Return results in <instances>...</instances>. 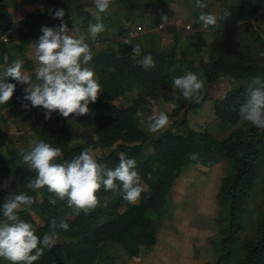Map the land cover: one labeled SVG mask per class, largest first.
<instances>
[{"label": "trees", "instance_id": "trees-1", "mask_svg": "<svg viewBox=\"0 0 264 264\" xmlns=\"http://www.w3.org/2000/svg\"><path fill=\"white\" fill-rule=\"evenodd\" d=\"M153 1L136 6L141 8ZM75 3L76 0H43L15 26L13 39L20 43L38 40L42 26L55 27L61 23L52 18L55 10L60 8L66 13L64 22L73 29L70 34L76 35V29L86 34L85 23L89 16L83 23H70L73 15L71 5ZM124 3L129 5L128 8L135 4L133 0H124ZM232 5L230 25L247 28L249 35L207 45L200 39L201 33L193 31L190 36L197 38L189 44L199 46L201 50V55L195 58L197 67L186 65L191 61L186 55L176 56L174 46L165 50L147 47L139 55H134L127 51L128 44L121 43L123 47L120 49L106 36L101 38L106 42L99 43L97 38L96 46L94 41L88 40L93 59L87 66L94 71L102 91L96 102L89 104L88 115L64 118L58 111L53 112L50 119H53L54 127L44 129L35 142L42 140L60 148L62 155L57 158V163L71 161L89 145L94 150L114 145L107 153L96 157L98 162L114 168L121 153L126 158L135 159L136 170L146 191L138 203L132 205L123 200L119 189L105 192L102 187L97 193L100 206L89 214L80 212L69 217L67 215L75 209L60 200L55 205L51 204L49 201L53 194L46 187L36 192L26 187L35 173L22 164L20 150L9 152L7 159L0 156V173L9 180L6 187L0 188V205L9 193L23 192L34 197L35 203L30 211L21 210L19 216L32 224L35 234L41 239L51 231L53 218L57 223L64 219L70 226L68 231L58 230L56 244L51 250H45L33 264H110L122 257L135 260L140 247L148 248L154 244L155 219L182 169L187 165L208 169L220 158L224 166L229 162L228 172L222 175L215 195L222 206L221 211L225 212L226 224L216 236L225 252L216 256L214 264H219L221 258L225 261L231 258L232 246L242 229V217L248 208L257 167L264 160V129L256 128L239 116V106L245 101L247 91L241 82L246 78L264 79V51L261 50L264 43L250 24L251 19L252 22L264 21V0H236ZM8 8V1L0 0V34L11 24ZM74 9L78 10V6ZM78 14L87 15L80 11ZM117 35H121V31ZM148 54L154 58L156 67L145 70L141 61ZM183 67L199 71L206 85H213L210 93L202 90L199 103L184 99L178 90L171 87L174 78L183 75ZM9 82L16 83L11 78ZM23 96L24 91L17 84L12 99L4 107L21 106L26 119L35 124L47 120V110L32 107L30 101L23 100ZM147 97H151L155 105L161 102L173 104L172 115L180 121L176 126H186L188 112L199 109L206 100L210 101L211 117L194 129L184 128L185 131L179 132L169 127L149 137L139 127V117L151 113ZM23 104L28 107H23ZM74 125L81 128L78 134ZM75 139L80 142H75ZM190 153H197L198 158L191 159ZM260 207L252 233L240 243L236 264H264V196ZM31 213L37 216V221ZM0 264L9 262L0 258Z\"/></svg>", "mask_w": 264, "mask_h": 264}, {"label": "clouds", "instance_id": "clouds-1", "mask_svg": "<svg viewBox=\"0 0 264 264\" xmlns=\"http://www.w3.org/2000/svg\"><path fill=\"white\" fill-rule=\"evenodd\" d=\"M111 3L112 0H93L96 23H89L86 34L76 29V35H71L73 29H69L64 22L65 10L56 9L52 18L60 20L61 23L55 27L42 26V35L31 43L33 58L37 65L35 79L27 71L22 70L23 60L14 59L9 64V56L4 54L5 67L0 71V105L9 103L16 85L20 84L26 85L23 89V100L30 101L32 107H43L47 110L45 119H50L55 111L64 118L88 115L89 104L95 103L102 91L95 79L94 71L87 67L93 59L88 40L96 41L106 30L101 22V14L109 10ZM195 6L202 9L207 7L203 0H196ZM48 11L51 12V9ZM230 15L231 13L225 9L224 17ZM199 21L207 28L215 26L218 18L212 13L201 12ZM168 24L169 18L166 15L162 16L160 27ZM126 43L131 44L127 41ZM140 52V45L135 44L132 54L139 55ZM141 63L145 70L156 67L155 60L150 54L145 55ZM9 78L16 83H10ZM171 87L178 90L184 99L199 103L204 81L195 73L188 72L174 78ZM146 99L151 106V115L147 117V129L153 134L160 133L168 125L169 117L165 112L157 110L151 97ZM23 107L27 108L28 105L23 104ZM239 116L241 120L256 128L264 129V79L255 77L251 80L245 101L239 106ZM61 155L60 148H55L42 140L34 142L27 150H20L22 164L35 173V177L29 180L26 187L34 192L46 187L47 191L53 194L49 201L53 205L60 200L66 202L69 208L75 209L77 214L80 212L89 214L100 206L97 193L102 187L105 192H115L119 189L123 200L132 205L137 204L142 193L146 191L136 170V160L126 158L123 153L120 154L119 163L114 168L99 163L91 145L84 148L71 161L57 163L56 160ZM189 155L191 159L198 158L197 153ZM34 203V197L22 192L9 193L0 205L2 213L0 258L9 264H33L44 255L45 250H51L56 244L58 230H69L70 226L66 220L61 219L57 223L53 218L50 222L51 231L45 233L42 239L38 237L32 224L20 219L19 216L21 210L30 211Z\"/></svg>", "mask_w": 264, "mask_h": 264}, {"label": "rangeland", "instance_id": "rangeland-1", "mask_svg": "<svg viewBox=\"0 0 264 264\" xmlns=\"http://www.w3.org/2000/svg\"><path fill=\"white\" fill-rule=\"evenodd\" d=\"M147 1L151 2V0H133V3H135V5H137V4H143ZM188 1L190 2V5L193 3L191 13L196 15L198 13V9H199L195 6L196 0H187V1L182 0V2L184 3L183 9H185L186 11L190 10L189 5H188ZM234 1H236V0H203V2L207 5V7L203 8V9L204 10L206 9L207 13H212V14L216 15L218 18L217 24L215 26H209L208 31H199L201 33L200 39L205 40L207 45L210 43H215V42H219V43L223 42L224 43L227 40H229L230 38L234 39V38H239V37H244V36L249 35V31L247 28L237 26V24H235V26L230 25L229 17H224V10L227 9L229 12H231V6H233L232 4ZM12 3H15V1L14 0H8L9 8L15 9L16 7H13ZM152 3H154V1ZM75 6L76 7L78 6V10L74 9ZM118 7H120V8H118ZM128 7H129V5L127 3L125 4L124 0H112V3L110 4L109 10L107 12L111 15L113 13V14H117L119 16L120 15L123 16L124 15L123 13L125 11L123 8L130 9ZM143 7L144 6H142L141 8H143ZM71 8L73 9V11H72L73 15L70 17V23L72 25H76L80 22L83 23L84 21H86L85 18L87 16H89V19L85 23L86 31L88 29L89 23H96V20L93 19V17L91 16V14H93V15L96 14V9L93 5V0H76V3L74 5H71ZM121 8L123 10H121ZM141 8L139 7V9H141ZM79 11L82 12L83 14L85 13L87 15H85V17H83L82 15L80 16L78 14ZM137 12H139V10H138V7L136 6V8L133 11V13H134L133 17L129 18L132 20V23H130L129 25H131V26L136 25L137 18H135V16H136L135 13H137ZM108 20H109V16H108V19L105 17L106 23H108ZM146 20L147 19H145V21ZM178 21L181 23H185L184 21H182L181 18L178 19ZM158 23L162 24L161 21H154L152 25H149L148 29L147 28L145 29V32L142 33L143 35L141 34L137 39L133 40L132 43L136 42V41L138 42V40H140V39H144V40H146V42L150 41V43H148V46H147L148 48H157L153 44V39L151 38V34L152 33H156V34L158 33L159 35L160 34H162V35L168 34L167 38L171 39L169 42L174 41L176 43V44L172 43V46H174L173 51L175 52L176 56H179V55L185 56L186 55L187 58L189 57L191 59L190 63H188V64L186 63V65H190L191 68H192V66L197 67V63L195 61V58L201 55V52H200L201 50H200L199 46L189 44V42L196 41L195 39L197 37L190 36V33H194V32L184 31L181 28L176 27V26H175L176 28L172 27L175 29H170V27H168V25H166L165 27H163L161 29H157L156 25ZM188 23L192 24L190 22H188ZM194 23H197V22L195 21ZM200 23L201 22L199 21L198 24H200ZM250 24L252 25V27L254 29L257 30L259 36L261 37V40L264 43V21L256 20L255 22H252V19H251ZM150 28H153V30L152 29L149 30ZM118 31H121V34L123 33V30L119 29ZM99 36H101V35H99ZM117 37L118 36L116 35V39H117ZM95 42L96 41H94V44H95ZM116 42H118V43H116ZM113 44L115 47H118V48L123 47V45L121 44L119 39H117L115 42H113ZM165 44H166V46H168L167 42ZM261 50L264 51V49H262V48H261ZM258 53L261 56V53L260 52H258ZM183 72H184L183 75H185L188 72L195 73L201 80L204 81L203 90L205 89V91L210 93L213 85L210 84L209 86H207L205 78L201 75V73L199 71H196L195 69H191V71H189L187 68H184ZM220 78L221 77L219 76L218 80ZM250 83H251V80L246 78L241 82V85L248 88V85ZM155 107L157 108L158 111H163L168 115L169 123L166 126V128L170 127L174 130H178L179 132L185 131L184 128H193L194 129V128L198 127L199 125H201L202 123L208 122L210 117H211L210 101L209 100H206L199 109H197L195 111H189L188 112V114L186 115V120H185L186 126H176L175 125L180 121H179L177 116L172 115L174 107H172L170 105V103L161 102L160 104L155 105ZM149 115H151V113L148 115H143V116L139 117V127L149 137H154L157 133H155V134L150 133L147 129V123H148L147 117ZM24 116H25V113H24ZM54 124L55 123H54L53 119H51V121H46L44 126H39V127L33 126L32 137H25V139H24V136H21L18 134L19 136L17 138L23 142V144H19L18 149L19 150L26 149L27 147L33 145V143L37 140V138L40 137V135L42 134L41 132H43L44 129H50L52 125H53L52 126V128H53ZM74 129H75V132L77 134L81 131L80 126H77V125H74ZM75 142H80V140L75 139ZM113 147H114V145L110 148L112 149ZM110 148L96 149L95 150L96 157L101 155L102 153H107L110 150ZM227 165H229V162H227V163L225 162V166H224V161L221 158L218 159L215 162V164L211 168H208V169L201 168L199 166L195 167L192 165H190V166L187 165L188 168L191 169V172H186L185 181L190 182V185L187 188V194L185 195V198L182 199V202L179 203L178 208H179V211H183L185 213L182 217L189 216L190 221L189 222L185 221L184 225H189L188 232L190 233L192 231V236H193L192 238H194L195 236H197L200 233L199 242L202 246H205L206 248H209L208 245L206 244V242H204V241H206V238H207L206 235L208 233H212L214 231H216L217 235H219V231H221V229L223 230V228L226 224L225 223V212L221 211L222 206L215 199V195H216V192L218 190V185L220 183L222 175L223 174L225 175L228 172L227 171L228 170ZM183 170H185V167L182 169L181 172H183ZM184 173H185V171H184ZM7 182H8L7 183V185H8L9 180ZM116 196L117 195H114V197H116ZM263 196H264V160H262L257 167V174L255 177L254 186H253L252 190L250 191V195L248 198V208L242 217V229L239 232L238 237L232 246L231 259L227 264H229L230 262L232 264L233 263L236 264L237 258L239 255L240 243L247 236H249L253 231L255 219L257 217L258 211L261 209L260 202H261ZM38 199H40L39 196H38ZM167 205H168L167 209H166V204H165L164 207L160 210L159 215L155 219L156 222L159 219H161L162 217H164V215H168L167 211L170 209V207L174 208L172 202L170 201L169 196L167 198ZM120 210H123V209L121 208ZM74 213H77L76 210H73V212L68 214L67 216L72 217V215ZM31 215L37 221V216L34 213H31ZM197 231H199V232H197ZM212 239L213 238H211L210 241H212ZM188 240H190V239H188ZM217 240L219 241V237H217V239L215 237V239H213V242L215 241L214 244L216 247L220 246V250L218 252L221 253V252H223V250H225V248L222 247L221 245H219ZM156 249H157V247H155V250ZM123 259H124V257L118 258L114 262H110V264H122V262L127 261L126 259H124V260ZM224 261H225V259L221 258V261L219 264H225Z\"/></svg>", "mask_w": 264, "mask_h": 264}, {"label": "crops", "instance_id": "crops-1", "mask_svg": "<svg viewBox=\"0 0 264 264\" xmlns=\"http://www.w3.org/2000/svg\"><path fill=\"white\" fill-rule=\"evenodd\" d=\"M14 1L15 3H12V5L16 8H8V11L11 16V23L16 26L26 13H29L37 8V6L43 0ZM188 5L190 10L186 11L185 9H183L184 3L182 2V0H156L154 1V3L145 5L141 9L138 8L139 12L135 13V18H137L135 26H141L143 30L142 33H144L145 29H148L149 25H152L154 21L162 22V16L166 15L169 18L168 27H170V29L172 27H175L172 25V22L180 18L185 23L190 22L194 27H196L199 25L198 22L201 12L207 13V10L199 8L198 13L194 15L193 13H191L193 3L190 5V2L188 1ZM135 8V4L132 5L130 9L123 8L125 10L123 16H119L113 13L111 15L108 12L102 13L101 22L105 25L106 30L100 34L101 36H98L99 43L107 41L101 39L105 36L109 39V41H116L120 37V35H117L119 29L125 31L127 28L135 27L129 25L130 23H132V20L129 18L133 17V11ZM123 9L121 8V10ZM91 16L93 17V19H95V14H91ZM108 16L109 20L108 23H106L105 17L108 19ZM145 19L147 20L145 21ZM195 21L197 23H194ZM151 29L153 30V28H150L149 30ZM116 35L118 36L117 39ZM13 36L8 43H0V71H3L5 67L3 56L4 54H8L9 64L14 59L23 60L24 64L22 70L27 71L32 76V78L35 79V71L37 65L33 58L31 49V43L35 40L31 39L26 43H20L13 39ZM167 36L168 34L159 35L158 33H152L151 38L153 39V44L155 47H157L154 49L164 50L170 48L173 42H169L171 39H168ZM132 41H130L131 44H128L129 46L127 47V51L130 54H132L135 44H139L142 50L147 48L148 43H150V41L146 42V40L144 39H140L138 40V42L136 41L133 43ZM166 42L168 43V46H166ZM24 87H26V85L19 84V89L21 91H23ZM46 121H51V119H47L43 122H37L36 124L32 123L25 118L24 111L21 106L4 107V105H0L1 158L7 159L9 152L19 150V144H23V142L17 138L19 135L24 136V139L25 137H32L33 126H44ZM186 172H191V169L188 168V166H185V170H183V172H181V174L174 180L173 185L169 190V193L167 194L165 202L166 209L168 208V196L174 208L170 207V209L167 211L168 215H164V217L159 219L157 222H154V244L148 248L140 247L139 256L135 260H127L125 262H122V264H214L216 256L219 253L218 251L220 250V246L216 247L214 244L215 241L213 242V239H215L217 232H207V238L205 237L206 241L204 242H206L209 248L202 246L199 242L200 233L192 238V231L190 233L188 232L189 225H184L185 221H190L189 216L182 217L185 213L183 211H179L178 208L179 203L182 202V199L185 198V195L187 194V188L190 185V182L185 181ZM7 179L8 178L5 175L0 173V188H4L7 186ZM211 238H213L212 241H210ZM155 247H157L156 250ZM224 252L225 250H223V252L219 254H222ZM230 259L231 258L224 261L225 264H227ZM229 264L232 263L230 262Z\"/></svg>", "mask_w": 264, "mask_h": 264}, {"label": "built area", "instance_id": "built-area-1", "mask_svg": "<svg viewBox=\"0 0 264 264\" xmlns=\"http://www.w3.org/2000/svg\"><path fill=\"white\" fill-rule=\"evenodd\" d=\"M160 25H161V23H158L156 25V28L157 29H161ZM172 25L176 26V27H180V28L184 29L185 31H190V32H193V31H208L209 30V27H207V28L203 27L202 23H200L196 28H194L192 26V24L181 23V22L178 21V19L174 20L172 22ZM142 31L143 30H142L141 26H135V27L127 28L126 31L124 32V34L120 37V40H121L122 44L127 45L128 43H126V41L130 42L133 39L139 37L142 34ZM13 33H14V25L10 24L0 34V42L8 43L10 38L13 36ZM96 44H98V43H96ZM170 105L172 107H174L173 104H170Z\"/></svg>", "mask_w": 264, "mask_h": 264}]
</instances>
